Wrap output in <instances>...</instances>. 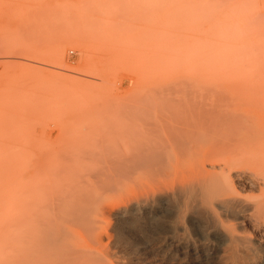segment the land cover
Listing matches in <instances>:
<instances>
[{"label": "rangeland", "instance_id": "374dc122", "mask_svg": "<svg viewBox=\"0 0 264 264\" xmlns=\"http://www.w3.org/2000/svg\"><path fill=\"white\" fill-rule=\"evenodd\" d=\"M189 89L233 92L243 103L248 98H258L260 106H264V0H0L2 155L13 152L25 163L27 156L34 153L35 143V153H42L40 147L43 150L45 146L70 144L57 138L63 132L59 127L62 124L87 123L86 119L104 122L107 116L113 118L110 108L159 105L157 102H166L173 91L174 96L184 90L190 92ZM108 106L109 115L104 112ZM97 116L101 118L98 121ZM61 136L65 137L64 133ZM31 156L27 161L30 164ZM26 163L23 167L32 170ZM31 186L25 190H39L32 194L35 193L32 198H37L32 199L34 207L40 201L42 185L34 189ZM168 205L143 207L135 215L93 213L91 226L109 234L98 246L101 255L104 253L100 264H186L180 261H187L192 256L190 251L181 246L178 236L161 232L176 222L174 205ZM38 206L32 208V213ZM145 211L166 217L163 224L154 220L146 228L133 225L131 222L143 218ZM16 217L6 216L3 224L11 221L6 224L16 229ZM119 227L136 240L137 246L129 247V238L121 239ZM249 229L252 233L248 230L246 234L258 236ZM185 235L192 244L204 242V251L195 252L199 258L208 254L218 264L221 257H226L225 245H218L213 239L197 241L190 233ZM8 237L4 242L14 240L9 234ZM81 237L73 242L83 244L88 240L84 233ZM114 240H118L117 246L113 245ZM7 243L5 249L9 248ZM263 251L257 252L261 258ZM10 253L0 257H8L1 261L18 264Z\"/></svg>", "mask_w": 264, "mask_h": 264}, {"label": "bare ground", "instance_id": "6f19581e", "mask_svg": "<svg viewBox=\"0 0 264 264\" xmlns=\"http://www.w3.org/2000/svg\"><path fill=\"white\" fill-rule=\"evenodd\" d=\"M189 91H178L174 96L173 91L166 102H157L159 105H118L114 110L108 106L104 112L112 109L113 118L104 114V122L94 123L92 118L93 122L86 119L90 123L60 125V134L65 137L59 135L58 140L64 138L70 144L64 145L62 140L63 146L56 145L59 148L45 146L48 149L43 150L50 152L46 155L41 147L42 153H35L37 143H32L35 155H30L31 164L27 162L29 155L28 164L25 162L32 170L24 168V161L13 152L3 153L0 251L1 255L7 252L0 257L11 252L18 264H100L104 253L101 255L98 246L104 244L107 235L89 223L93 213L135 215L143 207L167 203L174 205L176 222L161 232L178 236L181 246L192 255L180 262L216 264L206 253L199 258L195 252H203L206 246L204 242L192 244V239L183 237L190 233L194 239H213L225 245L226 257L222 255L218 264H264L257 253L264 250V106L258 98L243 103L233 92ZM54 148V154L60 151L52 158ZM40 184L42 203L38 199L40 206L36 201L34 207L38 208L32 213V194ZM27 186L34 190H25ZM10 215H18L16 229L6 224L11 221L3 224ZM165 218L145 211L142 220L135 218L131 223L145 227L154 220L163 224ZM249 227L258 236L246 234ZM117 232L122 240L129 238V247H135L136 240L127 237L123 229L119 227ZM83 233L88 237L85 244L73 242ZM8 234L14 238H10L12 243L9 240L11 246L6 241ZM3 239L10 250L3 247Z\"/></svg>", "mask_w": 264, "mask_h": 264}]
</instances>
